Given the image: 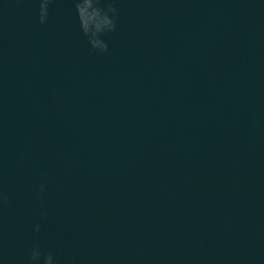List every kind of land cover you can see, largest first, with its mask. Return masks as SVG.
Wrapping results in <instances>:
<instances>
[{
	"label": "water",
	"instance_id": "water-1",
	"mask_svg": "<svg viewBox=\"0 0 264 264\" xmlns=\"http://www.w3.org/2000/svg\"><path fill=\"white\" fill-rule=\"evenodd\" d=\"M177 1L115 0L116 30L101 39L107 41ZM91 49L80 29L74 0H54L43 25L38 0H0V90Z\"/></svg>",
	"mask_w": 264,
	"mask_h": 264
},
{
	"label": "clouds",
	"instance_id": "clouds-1",
	"mask_svg": "<svg viewBox=\"0 0 264 264\" xmlns=\"http://www.w3.org/2000/svg\"><path fill=\"white\" fill-rule=\"evenodd\" d=\"M39 2V22L45 24L50 14V5L54 0H38ZM104 7H101V3ZM77 18L80 29L86 37L87 42L93 50L107 52L108 45L101 39L103 35L116 30L117 8L115 0H74ZM40 191H44V185L40 186ZM8 201V197L0 192V205ZM34 232L39 233L41 226L37 223ZM56 264L52 253L42 252L39 245H33L28 257V264Z\"/></svg>",
	"mask_w": 264,
	"mask_h": 264
}]
</instances>
